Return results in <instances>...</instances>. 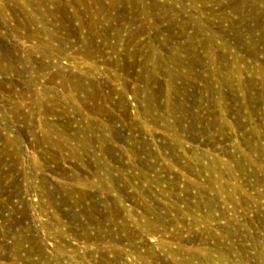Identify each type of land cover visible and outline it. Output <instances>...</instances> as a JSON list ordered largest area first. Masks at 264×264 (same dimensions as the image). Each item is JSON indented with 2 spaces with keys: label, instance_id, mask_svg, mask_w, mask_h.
<instances>
[{
  "label": "rangeland",
  "instance_id": "374dc122",
  "mask_svg": "<svg viewBox=\"0 0 264 264\" xmlns=\"http://www.w3.org/2000/svg\"><path fill=\"white\" fill-rule=\"evenodd\" d=\"M0 264H264V0H0Z\"/></svg>",
  "mask_w": 264,
  "mask_h": 264
},
{
  "label": "bare ground",
  "instance_id": "6f19581e",
  "mask_svg": "<svg viewBox=\"0 0 264 264\" xmlns=\"http://www.w3.org/2000/svg\"><path fill=\"white\" fill-rule=\"evenodd\" d=\"M121 252V251H120ZM123 252V251H122ZM122 252H121V254H122ZM119 254V253H118ZM191 261H187V263H190ZM105 263V262H104Z\"/></svg>",
  "mask_w": 264,
  "mask_h": 264
}]
</instances>
